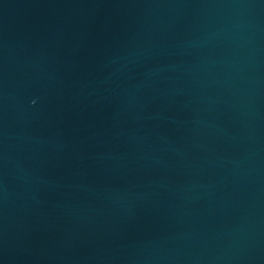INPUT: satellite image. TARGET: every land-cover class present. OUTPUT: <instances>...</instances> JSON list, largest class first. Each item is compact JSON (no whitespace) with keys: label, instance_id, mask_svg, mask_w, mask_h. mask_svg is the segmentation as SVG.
Wrapping results in <instances>:
<instances>
[{"label":"water","instance_id":"water-1","mask_svg":"<svg viewBox=\"0 0 264 264\" xmlns=\"http://www.w3.org/2000/svg\"><path fill=\"white\" fill-rule=\"evenodd\" d=\"M0 264H264V0H0Z\"/></svg>","mask_w":264,"mask_h":264}]
</instances>
